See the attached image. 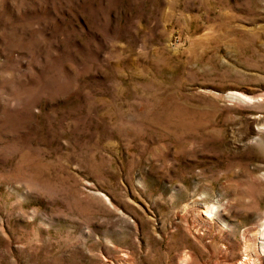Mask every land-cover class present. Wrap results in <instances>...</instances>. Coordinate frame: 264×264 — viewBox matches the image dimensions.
I'll list each match as a JSON object with an SVG mask.
<instances>
[{"label": "rangeland", "instance_id": "1", "mask_svg": "<svg viewBox=\"0 0 264 264\" xmlns=\"http://www.w3.org/2000/svg\"><path fill=\"white\" fill-rule=\"evenodd\" d=\"M263 218L264 0H0V264H264Z\"/></svg>", "mask_w": 264, "mask_h": 264}, {"label": "bare ground", "instance_id": "2", "mask_svg": "<svg viewBox=\"0 0 264 264\" xmlns=\"http://www.w3.org/2000/svg\"><path fill=\"white\" fill-rule=\"evenodd\" d=\"M231 97H232V99L234 98V100L237 99V100H241V101L242 100L250 101L249 97H246L245 95L238 93V92H233L231 94ZM212 209H213L212 207L207 208L206 210L203 211V214L209 216L211 214ZM216 218H218V216H216ZM257 227L258 228H257L256 232L254 233V235L251 236V241H250L248 247H249V250H252V252L255 253L254 255L256 256L257 261H260V260H263L260 258V256L262 255V254L260 255V252L261 253L264 252V241L262 243V240H264V218H263V221ZM259 240H260V242L257 243V241H259ZM257 248L258 249L260 248V251L257 250ZM247 260L248 259H246L244 261V264H245V262H247Z\"/></svg>", "mask_w": 264, "mask_h": 264}]
</instances>
